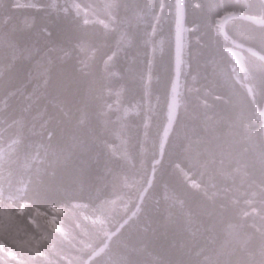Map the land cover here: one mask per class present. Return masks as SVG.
Returning <instances> with one entry per match:
<instances>
[{
  "label": "trees",
  "instance_id": "16d2710c",
  "mask_svg": "<svg viewBox=\"0 0 264 264\" xmlns=\"http://www.w3.org/2000/svg\"><path fill=\"white\" fill-rule=\"evenodd\" d=\"M181 10L0 0V202L50 214L123 200L128 221L88 264H264V64L236 50L240 64L219 27L264 18V3L184 0L165 131ZM227 33L264 55V27L236 19Z\"/></svg>",
  "mask_w": 264,
  "mask_h": 264
},
{
  "label": "rangeland",
  "instance_id": "374dc122",
  "mask_svg": "<svg viewBox=\"0 0 264 264\" xmlns=\"http://www.w3.org/2000/svg\"><path fill=\"white\" fill-rule=\"evenodd\" d=\"M73 7L74 5H72ZM91 17L94 18V16ZM234 55L242 64L241 54L236 51ZM145 193L146 190L143 194L145 195ZM122 203L119 200L110 201L97 211H91L81 205L74 204L67 209H54L49 214L40 213L26 204L21 209L16 210L9 205L4 206L0 202V255L10 249L25 261L29 257H34L31 264H47L34 251L36 245L39 244L40 249L55 264L57 262L61 264L62 262L64 264H84L88 255L105 248V246H101V243L112 234L111 227L118 226V219L123 212L121 210ZM24 213L29 216L27 218L31 225L29 229L16 221V218ZM46 221H55L61 231H53ZM45 235L49 237V240L44 239ZM53 244L56 248L55 252L51 251ZM11 264H15V261H12Z\"/></svg>",
  "mask_w": 264,
  "mask_h": 264
},
{
  "label": "water",
  "instance_id": "95a60500",
  "mask_svg": "<svg viewBox=\"0 0 264 264\" xmlns=\"http://www.w3.org/2000/svg\"><path fill=\"white\" fill-rule=\"evenodd\" d=\"M263 3H264V0H261ZM181 3H182V7H183V10H182V15H181V19H180V45H179V50H180V54L183 53V39H182V30H181V27H182V20L184 18V0H181ZM243 20V21H246V22H249L253 25H256V26H259V27H264V18H261V17H256V16H249V15H245V14H242V13H228L226 14L225 16H223L221 18V22H220V32L222 34V36L225 38V40L231 45V51L233 52L234 50H238V51H241V52H244L246 54H248L249 56L261 61L263 64H264V55L262 53H260L258 50H256L255 48L253 47H249L233 38H231L228 33H227V24L229 21L231 20ZM182 64V58L180 57L179 58V61H178V69H177V74H176V80H175V85H176V95H178V91H179V75H180V72H179V68ZM247 88L249 89V87L247 86ZM177 112H178V96L176 98V103H175V107H174V110L171 114V120L169 121V123L174 120V118L176 117L177 115ZM261 122H262V137H263V142H264V105L262 107V110H261ZM152 180V179H151ZM149 185H151V182L149 183Z\"/></svg>",
  "mask_w": 264,
  "mask_h": 264
},
{
  "label": "snow or ice",
  "instance_id": "6c2138e0",
  "mask_svg": "<svg viewBox=\"0 0 264 264\" xmlns=\"http://www.w3.org/2000/svg\"><path fill=\"white\" fill-rule=\"evenodd\" d=\"M42 215V214H41ZM49 227L53 231H61L55 221H46ZM35 223V221H33ZM45 240H49V237L47 235L44 236ZM51 243V241H49ZM35 253L37 256H40L44 261L47 262V264H55L54 261L49 260L48 255L40 249L39 244L36 245V248L34 249ZM51 251L55 252L56 248L55 245L53 244ZM34 260V257H29L27 261L21 259L19 255H17L16 252L8 249L6 250L3 255H0V264H11L12 261H15V264H31V262Z\"/></svg>",
  "mask_w": 264,
  "mask_h": 264
},
{
  "label": "bare ground",
  "instance_id": "6f19581e",
  "mask_svg": "<svg viewBox=\"0 0 264 264\" xmlns=\"http://www.w3.org/2000/svg\"><path fill=\"white\" fill-rule=\"evenodd\" d=\"M231 13H232V12H231ZM226 14H228V13H226ZM226 14H224L223 16H225ZM220 22H221V21H219V25H220ZM181 30H182V29H181ZM179 34H180V26H179ZM249 47H250V46H249ZM165 131H166V125H165ZM167 136H168L167 133L164 134L163 141H162V148H161V151H160V154H161V155L163 154V149H164V146H165V139L167 138ZM6 183H8L7 179H6ZM15 183H16V182H15ZM12 185L15 186L16 184H12ZM12 185H10V189H11ZM20 186H23V185H20ZM12 193H13V195L11 194V195H7V196L10 197V198H15V199L22 198V197L25 196V193L22 192V191L12 190ZM99 252H101V250L98 251V253H99ZM92 257H93V256H92Z\"/></svg>",
  "mask_w": 264,
  "mask_h": 264
}]
</instances>
